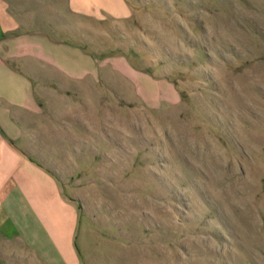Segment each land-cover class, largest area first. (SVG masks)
<instances>
[{"label": "rangeland", "instance_id": "obj_1", "mask_svg": "<svg viewBox=\"0 0 264 264\" xmlns=\"http://www.w3.org/2000/svg\"><path fill=\"white\" fill-rule=\"evenodd\" d=\"M38 7L102 61L61 91L79 264H264V0Z\"/></svg>", "mask_w": 264, "mask_h": 264}, {"label": "crops", "instance_id": "obj_2", "mask_svg": "<svg viewBox=\"0 0 264 264\" xmlns=\"http://www.w3.org/2000/svg\"><path fill=\"white\" fill-rule=\"evenodd\" d=\"M43 1L0 0V264H79L76 201L61 165L76 151L59 119L87 110L61 93L98 86L102 61L44 28Z\"/></svg>", "mask_w": 264, "mask_h": 264}]
</instances>
